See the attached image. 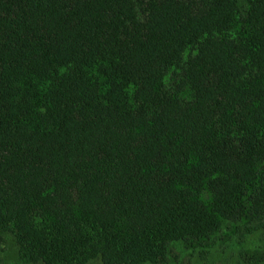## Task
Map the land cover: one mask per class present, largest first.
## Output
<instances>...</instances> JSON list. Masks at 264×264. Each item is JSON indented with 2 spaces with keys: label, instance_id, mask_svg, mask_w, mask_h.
Segmentation results:
<instances>
[{
  "label": "trees",
  "instance_id": "16d2710c",
  "mask_svg": "<svg viewBox=\"0 0 264 264\" xmlns=\"http://www.w3.org/2000/svg\"><path fill=\"white\" fill-rule=\"evenodd\" d=\"M264 0H0V235L21 264H264ZM185 255V256H184Z\"/></svg>",
  "mask_w": 264,
  "mask_h": 264
},
{
  "label": "rangeland",
  "instance_id": "374dc122",
  "mask_svg": "<svg viewBox=\"0 0 264 264\" xmlns=\"http://www.w3.org/2000/svg\"><path fill=\"white\" fill-rule=\"evenodd\" d=\"M243 246L264 248L262 232L247 236ZM239 251L238 244L232 243L224 247H215L206 254H195L192 258L185 257L187 259H183L181 264H245L239 257ZM0 264H21L18 262L17 250L8 235H0ZM86 264L103 263L98 258Z\"/></svg>",
  "mask_w": 264,
  "mask_h": 264
}]
</instances>
